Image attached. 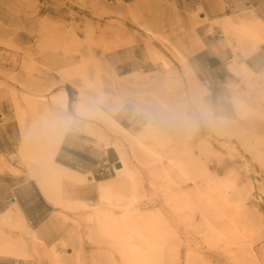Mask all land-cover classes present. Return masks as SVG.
Segmentation results:
<instances>
[{"label":"rangeland","instance_id":"1","mask_svg":"<svg viewBox=\"0 0 264 264\" xmlns=\"http://www.w3.org/2000/svg\"><path fill=\"white\" fill-rule=\"evenodd\" d=\"M39 6L28 3L21 11L13 5L0 15V192L10 196L13 190L28 203L32 190L19 183L31 177L41 191L51 176L43 161L60 134L53 166L77 176L55 184L63 206L45 197L59 218L58 243L46 248L26 235L15 205L16 212L0 215V257L23 264H264V70L254 74L238 64L264 44V22L253 14L215 23L234 54L229 70L236 77L225 85L191 70L181 47L187 25L178 0H54L60 11L54 21L41 18ZM20 17L37 26H13ZM44 39L52 46L42 48ZM63 93L66 106L55 104ZM28 101L35 110L21 126L15 103L26 108ZM73 119L95 144L110 148L99 166L79 163L93 170L90 179L55 160ZM24 135L35 147L38 168L20 162ZM138 136L174 158L189 149L208 173L200 185L226 190L224 207L202 193L196 211L182 209V185L172 176L161 180ZM120 159L131 183L109 207L98 187L120 180ZM7 174L24 178L17 183ZM194 187L188 181L182 188L191 193ZM27 207L33 213L34 205ZM212 225L234 229L235 236L224 238ZM148 226L163 232V249L145 254L143 262L128 237Z\"/></svg>","mask_w":264,"mask_h":264},{"label":"crops","instance_id":"2","mask_svg":"<svg viewBox=\"0 0 264 264\" xmlns=\"http://www.w3.org/2000/svg\"><path fill=\"white\" fill-rule=\"evenodd\" d=\"M28 3H38L40 5L37 9L42 14L41 18L53 21L60 18V11L54 9V0H0V15L8 14V9L13 8V5L17 9L20 7L26 9V4ZM178 4L181 18L185 19L187 25L181 47L185 54L188 53L187 61L191 70L195 75L208 77L211 83L223 82L225 85L228 84L233 79L232 77H236L229 70V66L234 61V54L227 40L218 38L221 30L215 23L223 21L226 17H232L237 20L248 16L252 17L253 14L257 19L264 22V0H178ZM19 10L22 11L21 8ZM194 13H198L199 20L193 16ZM12 24L13 26L24 27L26 29L33 24L37 26V23H34V21H27L22 17H20L18 22L14 21ZM247 49L250 50V46ZM133 50L135 51V49ZM238 64L239 66H245L254 74H260L264 70V44L258 49L251 51ZM217 75L222 76V78L216 79ZM81 127H84V124L76 122L75 119L72 120L70 129L55 160L60 165L81 173L90 179L91 177H95L93 170H85V167H79V163L81 162L84 165L90 166V168L99 166V159H105L110 148H103L95 144V138L83 132V128ZM86 148L92 149L100 155V158L93 155ZM4 177L17 180V183L24 178L23 176H12L10 174ZM19 185L24 188L27 187L28 192L32 190L31 200L27 203L26 200L20 197H14L12 195L14 193L13 190L10 192V196L0 192V215L8 211L16 212L18 208L24 215L28 225L33 226V230L36 231L45 247L51 248L59 241L57 230L59 218L54 215L56 213L54 206L46 200L38 187L37 181L32 177L19 183ZM27 205H34L33 213H29ZM0 264L23 263L13 258L0 257Z\"/></svg>","mask_w":264,"mask_h":264},{"label":"bare ground","instance_id":"3","mask_svg":"<svg viewBox=\"0 0 264 264\" xmlns=\"http://www.w3.org/2000/svg\"><path fill=\"white\" fill-rule=\"evenodd\" d=\"M50 46H52V42L49 39H44L42 41V48L46 49ZM232 70H233V68H232ZM67 100H68L67 93H63L62 96L56 97L53 100V102L55 104H61L63 101V105L66 106ZM15 106H16L15 108L17 109V113H18L17 118L19 119L20 125L23 126L25 124L26 117L30 113H34L35 103L28 101L26 103V108H23L20 105V103L16 102ZM111 125H113V124L111 123ZM153 133H151V134H153ZM26 137L27 136L24 135L22 143H21V147L19 148V151H18V157L20 159V162L27 167H31V166H35V165L37 166L39 164V160L36 158V155L34 154L35 147L33 146V144L28 143ZM61 139H62V136L60 134L58 140L53 143L52 153L49 155V157L46 159V161L45 160L43 161L45 163L44 166L47 167L48 170H50L51 176H50V179L48 180V183L41 182V187H40L41 193L44 195V197H46L47 200H49L51 203H53L56 206H63V202H62V198H61V192H59V190H57L55 188V187H57L55 184L60 182V181L69 180V179L74 178V176H77L74 173H72L68 170H65L62 167H54L53 166L52 158L54 157L55 152L60 145ZM135 141L139 145L145 147L151 154H153L154 160L158 162V163L156 162V165L154 164L155 168L153 170H156L157 172H159L161 174V176H160L161 180H163L165 183H167L168 177L172 176L173 181L176 184L180 183L182 185L181 188L179 189V196H180L179 199L181 202V208L182 209L188 208V209H191L192 211H196L200 207L199 206V203L201 202L200 195H203V194L207 198L208 201H211L214 204H218V205L220 204V206H221L222 204H224L226 202V200L223 196V194H224L223 192H225L226 190L222 191V186L220 187V185H213V184L209 185L208 183L204 186L200 185V181L204 177H206V175H208V173H207L206 168L201 167L198 159L193 155V153H191V151H189V149L188 150H187V148L184 149L183 150L184 152H182V153L180 152L181 154L179 153V156L176 154L178 157H176V155H174L175 156V158H174L173 156L169 155L166 151H164L163 146H160L158 149H155V150L148 148L146 146V144L144 143L143 138H141L140 136L135 137ZM186 142H188V141H186ZM188 145H189V142H188ZM12 158H14V157H12ZM119 162L121 163V168L116 169V173L118 174V176H120V180L118 182H114L116 180L114 178L112 181H110V180L102 181L103 185L98 187V191L100 192L101 198H103L104 200L107 201V206H109V207L110 206L115 207L119 204V202L121 200V197H120L121 190L128 188L129 184L131 183L129 180L132 178V175L131 174H125L126 171L128 170V164L123 159H120ZM36 166H35V168H38ZM33 173H34V171H33ZM188 181H190V182H192V184H194V186H195L194 192L190 193L188 191L186 192L183 190L182 187H185L187 185ZM225 194H226V192H225ZM201 198H204V197L202 196ZM218 205H216V206H218ZM216 208L212 207V209H216ZM219 209L223 210V212H224V209L222 207ZM215 211L217 212V210H215ZM200 212H201V210L199 211V213ZM216 212H214V214ZM223 212H222V214H223ZM100 214H101V212L99 211L97 216L99 217ZM218 214L221 215L220 213H218ZM215 216H217V214ZM219 217L217 216L216 218H219ZM16 218L20 223L22 231L26 235L30 236V238H32V240H34L36 242H42L39 239L36 231L29 227V225L26 222L24 215L22 214V212L19 209H18V213H17ZM224 218H225V216L223 217V219ZM228 218H230V221L231 220L234 221L233 218L231 219L230 215H228ZM228 220L229 219H227V221ZM143 222L147 223L148 221H146V218H143ZM235 224H238V223H235ZM231 226L234 227L233 225H231ZM213 227L224 238L231 239L233 236H235V234H234L235 230L234 229H229L227 227H221V228H218L215 226H213ZM238 227H240V226H238ZM238 227H237V229H238ZM148 228H149V226L140 232H135L132 229V232L130 233V237H128L129 238L128 243H129V247H130L132 253L136 256V258H138V260H141L143 262L148 260V258H147V260L143 259L145 254L154 255L155 253L160 252L163 249V241H164L163 236H162L163 232L160 230H157V229H148ZM144 252H146V253H144Z\"/></svg>","mask_w":264,"mask_h":264},{"label":"water","instance_id":"4","mask_svg":"<svg viewBox=\"0 0 264 264\" xmlns=\"http://www.w3.org/2000/svg\"><path fill=\"white\" fill-rule=\"evenodd\" d=\"M115 167H116L117 169H120V168H121V163H120V162H117V163L115 164Z\"/></svg>","mask_w":264,"mask_h":264}]
</instances>
